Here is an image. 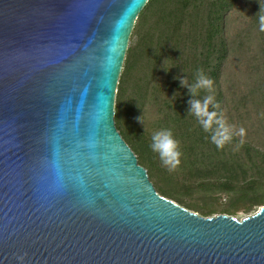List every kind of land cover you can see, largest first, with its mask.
I'll return each mask as SVG.
<instances>
[{"label":"water","instance_id":"1","mask_svg":"<svg viewBox=\"0 0 264 264\" xmlns=\"http://www.w3.org/2000/svg\"><path fill=\"white\" fill-rule=\"evenodd\" d=\"M147 1L0 0V264H264V206L159 195L115 127Z\"/></svg>","mask_w":264,"mask_h":264},{"label":"trees","instance_id":"2","mask_svg":"<svg viewBox=\"0 0 264 264\" xmlns=\"http://www.w3.org/2000/svg\"><path fill=\"white\" fill-rule=\"evenodd\" d=\"M242 4L247 21L230 36V15ZM259 9L264 0H148L135 20L118 78L117 131L159 195L204 217L214 211L187 203L181 193H226L229 201L220 213L230 216L264 205V31ZM230 57L238 62L236 72L227 68ZM198 69L213 80V89H199L194 98L212 95L216 111L227 125L234 124L232 132L244 130L219 149L211 132L189 112L193 96L177 79L185 77L192 85ZM161 129L172 131L181 152L180 164L171 170L150 147L152 135Z\"/></svg>","mask_w":264,"mask_h":264},{"label":"clouds","instance_id":"3","mask_svg":"<svg viewBox=\"0 0 264 264\" xmlns=\"http://www.w3.org/2000/svg\"><path fill=\"white\" fill-rule=\"evenodd\" d=\"M259 27L261 31H264V9H259ZM182 87H189L193 99L189 101L190 110L196 118L197 122L203 128L205 132H211L210 139L219 149L223 145L229 142L232 138V129L225 122L222 113H218L216 109L219 107L214 102L212 95H207L203 99H196L199 89H206L209 92L213 89V80L206 76L200 69L197 70L195 82L192 85L188 84L185 77H179ZM212 105V110H209V105ZM139 120V117L137 118ZM243 135V128L239 130ZM152 143L151 149L156 152L161 160V163L168 167L169 170L174 169L180 164L181 152L178 149V141L174 139L172 131L170 129H161L156 131L151 137ZM18 261H23V256H17Z\"/></svg>","mask_w":264,"mask_h":264},{"label":"rangeland","instance_id":"4","mask_svg":"<svg viewBox=\"0 0 264 264\" xmlns=\"http://www.w3.org/2000/svg\"><path fill=\"white\" fill-rule=\"evenodd\" d=\"M243 6H245L244 4L241 5V8L236 9L235 12H233L230 15V20H232V24L231 27L229 28V33L230 36L234 33L239 32L238 29L243 26V24L238 25L239 23H243L242 21H247L245 14L247 12H242L240 11V9L243 8ZM235 20V21H234ZM238 64V62L234 59H232L231 57L229 58V61L227 62V68L232 69L233 72H236V65ZM235 66V67H234ZM228 117H226L227 119ZM231 127L234 128V124H231ZM235 133L236 137H239V127H237V129H233V132ZM243 141H250V139H242ZM137 157V155H135ZM149 173V172H148ZM150 176V173H149ZM151 180L153 181V183H156L157 185H159L160 187H162V185L157 183V178H153L151 177ZM182 198L187 201V203L197 206V207H204L207 205V207H209L208 209H211L212 211H214V213L212 214V216L214 215H218L221 214L220 211L222 209H224V207L227 205V202L229 201V195L223 192H210V191H200V190H196V189H190L188 191V193H181ZM173 201V200H172ZM175 203H177L176 201H174ZM178 205H180L179 203H177ZM181 206V205H180ZM264 206V205H263ZM183 207V206H182ZM260 206H255L252 208V210L250 212L245 213L243 210H239L238 212H236L232 217L236 218V219H242L245 216L251 215L254 212H256L258 210ZM185 208V207H184ZM188 209V208H187ZM192 212H195L197 214H201L200 211H196L194 209H188ZM227 215V214H226ZM230 216V215H229Z\"/></svg>","mask_w":264,"mask_h":264}]
</instances>
